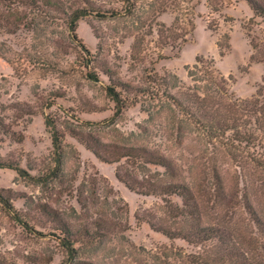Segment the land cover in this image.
<instances>
[{"label":"rangeland","instance_id":"374dc122","mask_svg":"<svg viewBox=\"0 0 264 264\" xmlns=\"http://www.w3.org/2000/svg\"><path fill=\"white\" fill-rule=\"evenodd\" d=\"M250 1L264 7V0H138L135 9L120 0H52L54 5L35 7L0 0V192L27 225L0 205V264H63L67 256L55 213L80 240L86 239V227L104 236L106 248L125 249L127 255L134 247L144 249L140 261L103 260L101 251L88 245L71 264H126L127 258L131 264H155L150 255L162 246L184 257L200 250L151 227L173 221L160 209L162 197L131 191L118 180L120 168L141 182L144 176L154 181L164 169L149 166L146 172L125 159L112 163L114 145L131 144L148 116L142 108L146 98L117 114L105 87L122 91L129 85L135 95L149 77L170 76L173 82L174 75L183 91V83L194 85L190 69L204 59L214 63L236 97L264 100V19ZM76 16L74 33L70 22ZM48 117L63 139L64 174L40 185L9 165L34 177L50 172L54 147ZM151 130L137 144L170 155L187 176L199 156L192 132L187 130L179 148L161 128ZM72 131L100 140L111 162L99 160ZM169 200L183 207L180 197Z\"/></svg>","mask_w":264,"mask_h":264},{"label":"trees","instance_id":"16d2710c","mask_svg":"<svg viewBox=\"0 0 264 264\" xmlns=\"http://www.w3.org/2000/svg\"><path fill=\"white\" fill-rule=\"evenodd\" d=\"M2 1L34 7L38 2L41 6L53 4L52 0ZM120 1L131 4L134 9L137 7L138 0ZM250 3L256 15L264 19V7L253 1ZM173 6L176 8V5ZM221 7L217 3L214 10L218 12ZM79 17L70 22L74 33ZM218 47L223 49L221 42H218ZM221 55H224L223 51ZM189 76L194 85L183 83V91L179 86L182 82L174 75L173 82L169 80L170 76L149 77L145 89L136 90L135 95H131L129 88L132 87L129 85H124L122 91L117 86L105 87L107 95L116 105L117 114L139 104L140 98H146L142 108L148 116L146 126L142 127L141 133L133 135L131 144L114 145L111 152L116 159L112 163L125 159L129 165L146 172L149 166L164 169L163 173H156L154 181L146 180L145 176L142 182L136 181L133 173H123L121 168L116 176L131 191L162 197L164 205L160 209L166 211L173 221L171 225L165 220H161L159 225L152 224L155 231L171 241L182 239L200 248L198 252L184 257L174 252L173 247L162 246L157 253H148L155 264H264V100L236 97L212 61L198 59V65L190 69ZM88 78L96 80L94 73H89ZM173 89H178V92L172 94ZM46 125L52 134L54 147V167L50 172L34 177L19 166L9 165L23 179L40 185L60 179L64 174L63 139L50 117ZM151 128H161L166 140L179 148L184 144L187 130L192 132L199 156L191 162L187 176L170 155L148 144H137L143 134L150 136L153 133ZM75 132L72 131L73 136L82 139L86 148L99 160L111 162L100 140ZM172 196L180 197L183 207L170 204L168 197ZM0 205L18 222L26 225L2 192ZM53 217L62 225L60 239L67 256L63 264L74 263L80 251L89 249L88 245L100 250L103 260L128 256L140 261L144 254V249L134 246L128 255L125 249L106 248L104 236L100 233L95 235L86 227L83 231L88 242L80 240L79 233L63 222L57 213ZM78 243L81 246L77 247ZM125 262L131 264L128 258Z\"/></svg>","mask_w":264,"mask_h":264}]
</instances>
